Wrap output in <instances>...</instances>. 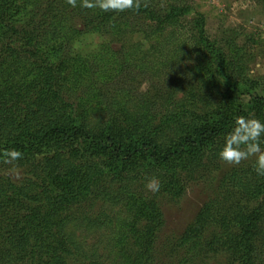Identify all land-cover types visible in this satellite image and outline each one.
<instances>
[{
	"label": "trees",
	"instance_id": "1",
	"mask_svg": "<svg viewBox=\"0 0 264 264\" xmlns=\"http://www.w3.org/2000/svg\"><path fill=\"white\" fill-rule=\"evenodd\" d=\"M79 5L80 0L75 8L66 0H0V153L23 154L14 165L0 163V264H104L77 240L76 225L82 224L110 233L116 251L110 264H205L219 252L230 264H264V177L253 168H233L218 188L225 190L221 196L237 192L238 203L253 204L248 212L232 215V205L214 196L179 236L162 242L159 205L161 198L179 200L186 181L219 159L237 117L264 123V96L231 80L205 15L185 1L168 0L160 8L148 0L139 11L121 13ZM179 28L187 41L176 57L191 44L199 62L179 71L168 89L179 91L190 80L185 95L194 99L191 83L198 79L208 92L219 88L218 99L199 110L180 109L172 91L160 111L173 110L154 118L158 123L149 118L154 105L144 101L131 110L123 105L113 118L101 111V120L91 125L88 106L73 101L82 100L79 82L92 77L88 63L70 53L75 38L137 33L150 39L167 32L164 44L170 45ZM94 57L105 66L118 64L109 78L138 69L127 50L103 48ZM124 97L130 102L131 91L125 89ZM10 166L28 171L25 183L1 176ZM152 177L160 181L155 194L145 189Z\"/></svg>",
	"mask_w": 264,
	"mask_h": 264
},
{
	"label": "rangeland",
	"instance_id": "2",
	"mask_svg": "<svg viewBox=\"0 0 264 264\" xmlns=\"http://www.w3.org/2000/svg\"><path fill=\"white\" fill-rule=\"evenodd\" d=\"M154 1L160 8H165L168 0ZM178 1H185L205 15L207 33L221 49L226 61V71L231 80L242 84L252 94L264 96V0ZM74 25L78 30L82 27L77 18L74 20ZM157 35L150 39H143V36L137 33H122L115 36L92 33L78 36L72 42L70 53H78L92 71V77L86 76L82 79V84L79 82L77 95L82 100H73L75 103L84 101L83 104L88 106L86 115L91 119V125L101 120L102 112L105 118H113L119 114L118 108L124 107L123 105L131 110L134 109V104L141 105L144 101L154 105L149 118H159L173 110L172 106L168 112H165V108L160 111V102L163 98L171 96L172 91L175 92L172 102L175 105L177 103L176 106L180 109L199 110L207 107V102L214 103L218 99L216 91L219 88L208 92L207 83L199 82L198 79L191 83L194 86L192 94L197 95L194 99L185 95L190 80L186 81L188 85L186 84L179 91L168 89L167 85L175 84L179 71L198 64L199 56L191 50L190 44V48H183V54L176 57L181 42L187 41L185 29H177L170 45L164 44L165 40L170 38V34L164 32L165 38ZM103 48H110L114 52L127 50L138 69H134L132 74H126V71H123L119 77L109 78L114 75L118 64L105 66L108 63L104 59L94 57ZM172 61H176L174 68H171ZM165 62H169L170 66L163 67ZM155 70L160 73L154 74ZM102 74L106 75L104 79L101 77ZM219 80L223 85L224 80L221 78ZM172 86L174 88V85ZM125 89L131 91L130 102L124 97ZM153 122L158 123V119H154ZM261 147L264 148L263 141H261ZM254 160L255 158H252L238 166H229L217 159L214 163H208L207 168L198 175L196 180L186 181L184 193L179 200L171 201L168 198H161L159 205L163 213L164 226L160 231V240L166 242L179 236L193 221L202 205L214 196L223 200L224 204L232 205V209L229 210L232 215L248 212L253 204L247 206L244 202L238 203L237 192L221 196L220 192L225 190L218 188L226 181L225 174L230 173L233 168L249 172L253 168ZM13 167L15 166L4 167L1 176L9 177L16 185L25 183L29 175L28 171L17 167L19 174L16 175L11 172ZM120 211H124L123 205ZM75 233L77 240L85 244L86 251L90 255L92 253L97 255L96 260L110 264V260L115 259V247L110 244L111 235L107 230L82 224L76 225ZM230 262L228 255L219 252L211 253L205 264H230Z\"/></svg>",
	"mask_w": 264,
	"mask_h": 264
},
{
	"label": "clouds",
	"instance_id": "3",
	"mask_svg": "<svg viewBox=\"0 0 264 264\" xmlns=\"http://www.w3.org/2000/svg\"><path fill=\"white\" fill-rule=\"evenodd\" d=\"M71 7H77V0H66ZM80 7L85 9H99L101 12L121 13L126 11H139L148 6V0H80ZM264 136V123L256 118L239 116L235 126L226 135L218 158L229 166H238L243 161L255 158L253 170L257 176L264 177V148L261 147V137ZM23 154L16 150H4L0 153V163L14 165L22 159ZM13 174L18 175L19 169L13 167ZM145 189L153 194L159 192L160 181L156 177L147 180Z\"/></svg>",
	"mask_w": 264,
	"mask_h": 264
}]
</instances>
